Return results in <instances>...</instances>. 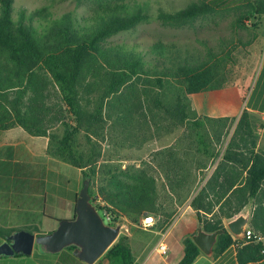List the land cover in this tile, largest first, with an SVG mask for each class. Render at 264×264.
I'll list each match as a JSON object with an SVG mask.
<instances>
[{
    "label": "trees",
    "instance_id": "16d2710c",
    "mask_svg": "<svg viewBox=\"0 0 264 264\" xmlns=\"http://www.w3.org/2000/svg\"><path fill=\"white\" fill-rule=\"evenodd\" d=\"M75 1L77 4L89 1L95 5L89 18L91 22L81 24V19L72 11L56 16L47 7L14 9V0H0V129L20 125L31 134L44 135L47 131L45 111L50 113L54 109L53 113L59 115L68 111L76 124L66 126L58 140L49 134L54 146L50 151L54 157L82 169L83 179H89L91 196V187L99 172L98 160L91 153L85 154L78 149L76 132L84 127L88 133H97L110 97L125 89H135L139 81H142L139 85L147 97L151 96L154 87L161 89L171 81L180 85L186 95L218 90L228 82L225 62L230 51L221 49L222 55L218 59L208 47L207 56L201 58L197 51L182 49L173 42L158 41L144 47L108 43V38L152 17L162 25L180 27L208 14L233 13L232 25L244 28L250 20L264 15V0L192 1L175 11L159 8L155 16L150 13L148 0ZM251 25L256 24L252 22ZM145 56H150L151 60H145ZM46 79L50 81L51 91L48 93L44 91L48 85ZM55 92L57 100L52 101V105H45L46 99H50ZM90 93L94 95V100L92 109L87 111L82 97ZM158 97L156 102L160 103ZM126 107L128 104L119 108L120 112L124 113ZM184 107L176 110L182 119L187 114ZM206 120L217 119L206 117ZM203 121L199 117L191 120L190 135L194 137L190 145H195V151L202 152L208 159L214 158L215 150ZM183 172L180 169L174 180L168 173L166 180L162 181L151 173L148 166L104 169L105 175L98 191L107 205L97 207L106 211L110 224L120 222L122 215L136 219L143 214L156 215L162 219L161 222L169 223L176 206L168 200H172L175 194L177 201L182 203L190 194L185 187L190 185L192 188L197 178V175ZM220 178L223 179L218 184ZM216 185L217 199L213 203L207 198L212 193L214 195ZM234 185L218 209L213 211L215 204ZM262 199L264 154L257 146L254 124L244 110L237 119L221 159L190 200L204 230L224 229L213 247V255L221 253L236 241L225 229L222 219L237 215L251 200L253 206L248 228L264 234ZM210 212L207 216L206 213ZM15 230L0 225V237L5 238ZM183 244L184 255L178 264H191L202 251L191 236L185 237ZM237 247L239 260H243L242 254L245 259H257L261 257L264 239L258 242L250 240ZM67 248L73 249V245ZM102 255H107L112 264H134L126 238L121 235Z\"/></svg>",
    "mask_w": 264,
    "mask_h": 264
},
{
    "label": "rangeland",
    "instance_id": "374dc122",
    "mask_svg": "<svg viewBox=\"0 0 264 264\" xmlns=\"http://www.w3.org/2000/svg\"><path fill=\"white\" fill-rule=\"evenodd\" d=\"M192 1L199 2L201 0H148L150 13L153 16L159 8L165 11H175ZM13 7L14 9L25 7L27 10L47 7L56 16L66 11H72L78 19H81V24H85L84 21L91 22L89 18L92 17L95 5L89 1L77 4L75 0H14ZM232 19L233 13L208 14L197 18L190 24L175 27L162 25L155 17H152L131 29L109 37L108 43L138 44L146 47L158 41L173 42L182 49L190 48L197 51L201 58L207 56L208 47H211L217 54L218 57L216 56V58L218 59L222 55L221 49H224V52L230 51V56L225 62V70L227 71L225 78L228 82L222 88L235 85L243 97L248 90L253 88L262 68L264 19H252L244 28L233 26ZM252 22H255L256 25H251ZM145 60H151L150 56H145ZM46 81L48 85L44 91L48 93L51 91L50 81L47 79ZM140 83L142 81L136 83L135 89H125L109 98L103 111V122L98 125L97 133H88L84 127L76 132L78 149L85 154L91 153L98 160L99 172L91 187V199L97 206L107 205L98 191L99 184L105 175L104 169L106 171L108 168H115V166L124 170L128 167L148 166L151 173L158 176L159 180L165 181V175L168 173L171 175L170 178L174 180L173 177H176L178 171L182 169V163H187L193 168V171L200 170V175L204 177L216 157L221 152L223 153L239 117L221 118L210 122L206 120V117H199L206 124L208 137L212 141V148L216 154L214 158L208 159L202 152L195 151V145H190L191 138L194 137V135H190L192 130L190 122L197 116L195 111L188 108L189 99L183 88L171 81L170 83L167 82L161 89L154 87L151 96L147 97L143 95ZM158 93L159 95H157ZM156 96H159L160 103L156 102ZM82 98L84 108L90 111L93 106L94 95L90 93ZM46 100L47 104L45 105H52V101L57 100L56 92L50 99L47 98ZM127 104L128 108L126 107L124 113H121L120 109ZM183 105H185L184 110L187 113L184 119H182V115L178 114ZM51 114L45 118L46 132L49 131L58 140L57 138L63 135L66 126H74L76 123L73 116L66 110L63 115L53 112ZM248 114L254 124L257 146L264 154V119L255 114ZM64 121L67 122L66 125ZM58 123L60 127H54ZM183 154H186L185 162H183ZM188 174L194 176L190 171ZM194 186L195 183L192 188L190 185L184 186L187 192L190 190L187 198L193 192ZM207 199L215 203L217 198L212 193ZM168 202L175 204L176 211L177 205H181L175 194L172 195V200L169 199ZM216 210L213 209V211ZM121 221L122 217L120 218ZM106 222L109 221L106 219Z\"/></svg>",
    "mask_w": 264,
    "mask_h": 264
},
{
    "label": "crops",
    "instance_id": "0c3cea01",
    "mask_svg": "<svg viewBox=\"0 0 264 264\" xmlns=\"http://www.w3.org/2000/svg\"><path fill=\"white\" fill-rule=\"evenodd\" d=\"M258 18L264 19V15ZM230 86L187 95L188 108L195 111L197 117L233 118L245 110L264 119V58L253 88L243 97L235 85ZM53 111H45V118L52 115ZM54 127H60L59 123ZM49 134V131L44 135L31 134L20 125L0 129V225L4 228L27 229L42 234L54 230L59 220L72 218L75 214V200L83 180L82 169L52 155L50 148L54 146ZM221 156L222 152L204 177L200 175V170L193 171L187 163H182L181 172L185 170V173L190 171L193 175L197 174V180L190 197L177 205V211L169 223L161 222L162 219L155 215L156 222L143 227L140 225L142 215L136 219L122 216L118 236L126 238L134 264H178L181 261L184 255L183 240L194 234L199 225L197 212L190 205V200L205 184ZM182 157L185 162L186 154ZM214 187V196L217 198V185ZM234 187L216 203L214 210ZM261 202L264 205L263 199ZM247 206H250L246 225L249 227L253 201H249ZM200 212L205 213L203 210ZM212 212L206 213L207 216ZM229 219L223 218L224 226ZM3 240L0 237V243ZM160 242L166 244L164 253L156 249ZM36 245L29 255L0 256V264H87L67 247L52 253ZM237 248L231 244L217 255H213V251L210 256L201 253L191 264H264V253L261 252V257L253 260L245 259L242 254L243 260H239ZM92 264L112 262L107 255H101Z\"/></svg>",
    "mask_w": 264,
    "mask_h": 264
},
{
    "label": "water",
    "instance_id": "95a60500",
    "mask_svg": "<svg viewBox=\"0 0 264 264\" xmlns=\"http://www.w3.org/2000/svg\"><path fill=\"white\" fill-rule=\"evenodd\" d=\"M250 206L226 222L227 229L233 236H240L248 223ZM122 224H110L91 199L89 179L82 180V186L75 200V214L72 218L61 219L57 227L47 233L35 234L27 229H18L5 236L0 243V256H12L16 253L29 255L34 244L48 252H58L73 245L72 253L87 264L94 263L116 240ZM218 228L206 231L201 225L191 235L192 240L203 254L210 256L219 234Z\"/></svg>",
    "mask_w": 264,
    "mask_h": 264
},
{
    "label": "built area",
    "instance_id": "2783aa9c",
    "mask_svg": "<svg viewBox=\"0 0 264 264\" xmlns=\"http://www.w3.org/2000/svg\"><path fill=\"white\" fill-rule=\"evenodd\" d=\"M103 215L106 217V219L108 220V216L106 214L105 210H102ZM156 222V218L154 215L152 214H144L142 216L140 225L143 227H147V226H152L154 223ZM234 238L236 239L235 241V245L236 246H241L244 243L249 242L250 240L253 241H263L264 239V235L259 233V232H255L252 229L245 227L244 232L240 235V236H234ZM166 244L163 242L158 243L157 245V250L161 253H164L166 251ZM261 252L264 253V248L261 249Z\"/></svg>",
    "mask_w": 264,
    "mask_h": 264
}]
</instances>
